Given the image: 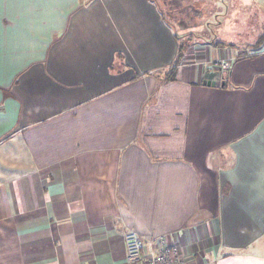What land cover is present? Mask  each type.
Wrapping results in <instances>:
<instances>
[{"label":"crops","instance_id":"obj_1","mask_svg":"<svg viewBox=\"0 0 264 264\" xmlns=\"http://www.w3.org/2000/svg\"><path fill=\"white\" fill-rule=\"evenodd\" d=\"M224 4L251 42L189 31ZM128 230L264 264V0H0V264H126Z\"/></svg>","mask_w":264,"mask_h":264},{"label":"built area","instance_id":"obj_2","mask_svg":"<svg viewBox=\"0 0 264 264\" xmlns=\"http://www.w3.org/2000/svg\"><path fill=\"white\" fill-rule=\"evenodd\" d=\"M216 65L224 71L230 69L228 60L223 59ZM126 264H190L189 255L169 235H161L155 245L146 247L141 235L135 230H128L123 236Z\"/></svg>","mask_w":264,"mask_h":264},{"label":"rangeland","instance_id":"obj_3","mask_svg":"<svg viewBox=\"0 0 264 264\" xmlns=\"http://www.w3.org/2000/svg\"><path fill=\"white\" fill-rule=\"evenodd\" d=\"M226 4V3H225ZM223 5L224 7H220L218 10L214 9L212 16L208 18L207 22L203 25H200L199 22H196V24L191 25L188 27L190 30L193 31L194 34L199 35L201 37L207 38V39H221V40H227L233 42L236 44V46H242L246 45V43L251 42L250 40H246L247 38L244 36L249 35L250 30L253 29V25L251 24V21H249V17H244L241 15L239 17V13H235L237 11H241L242 8H231V7H225L226 5ZM237 4H234L233 6H236ZM209 6V4H208ZM167 11L171 12L174 9L165 8ZM179 10V9H178ZM207 12L210 10V8H205ZM218 15H215V14ZM202 21H204V18H202ZM190 24L189 19L186 20V23L182 26ZM181 31L183 28L178 27ZM237 31H244L245 34H237ZM182 33L183 30H182ZM226 38V39H223ZM184 49L186 47H183ZM253 49V48H250ZM256 50V48H254Z\"/></svg>","mask_w":264,"mask_h":264},{"label":"trees","instance_id":"obj_4","mask_svg":"<svg viewBox=\"0 0 264 264\" xmlns=\"http://www.w3.org/2000/svg\"><path fill=\"white\" fill-rule=\"evenodd\" d=\"M216 42L224 44V42H222V41H216ZM259 43H260V40H259ZM183 51H184L183 46L182 47L180 46L179 51H178V55H177V59H176V65L179 64L181 62V60L183 59V57H184ZM173 69H175V68H173ZM173 69L169 71V76L167 78H170V79L174 78L175 70H173Z\"/></svg>","mask_w":264,"mask_h":264}]
</instances>
